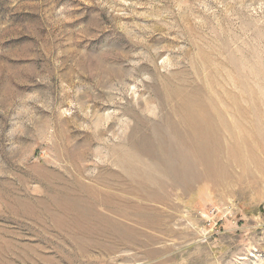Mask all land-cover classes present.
<instances>
[{"label": "rangeland", "instance_id": "374dc122", "mask_svg": "<svg viewBox=\"0 0 264 264\" xmlns=\"http://www.w3.org/2000/svg\"><path fill=\"white\" fill-rule=\"evenodd\" d=\"M0 264H264V0H0Z\"/></svg>", "mask_w": 264, "mask_h": 264}, {"label": "bare ground", "instance_id": "6f19581e", "mask_svg": "<svg viewBox=\"0 0 264 264\" xmlns=\"http://www.w3.org/2000/svg\"><path fill=\"white\" fill-rule=\"evenodd\" d=\"M240 110V109H239ZM236 111H238V109L236 110ZM182 118V117H181ZM180 119V118H179ZM235 120H236V118H234ZM178 120V119H177ZM176 121V120H175ZM179 121V120H178ZM234 122V121H233ZM177 123V122H176ZM210 125V124H209ZM242 126V125H241ZM217 128V127H216ZM224 128V127H223ZM242 128V127H241ZM209 129V128H208ZM214 130V129H213ZM216 130H218V129H216ZM230 130V129H229ZM219 131V130H218ZM207 133V132H206ZM224 133V132H223ZM226 134V133H225ZM224 134V135H225ZM228 136V135H227ZM182 137V136H181ZM214 137V136H213ZM225 137V136H224ZM184 138V137H183ZM211 138V137H210ZM215 138H216V136H215ZM225 139H228V138H225ZM231 139V138H230ZM229 140V139H228ZM233 141V140H232ZM145 142V141H144ZM214 142V141H213ZM231 142V141H230ZM230 142H228L229 144H230ZM211 143V142H210ZM222 143V142H221ZM226 143H227V140H226ZM232 143H235V142H232ZM210 145V144H209ZM208 145V147H210ZM226 145V144H225ZM211 147H212V145H211ZM145 148V147H144ZM205 148V147H204ZM203 148V149H204ZM214 148V147H213ZM146 149V148H145ZM210 149V148H209ZM209 149H207V150H209ZM225 149V148H224ZM205 150V149H204ZM219 150V149H218ZM202 153H203V150H202ZM207 153V152H206ZM197 154V153H196ZM204 154V153H203ZM176 157V156H175ZM198 157V156H197ZM206 157V156H205ZM193 158H194V156H193ZM201 158L203 159V156L201 155ZM218 158H219V156H218ZM198 159V158H197ZM195 160V159H194ZM193 160V161H194ZM202 161V160H201ZM191 162V161H190ZM195 162V161H194ZM200 162V161H199ZM203 162V161H202ZM192 163V162H191ZM180 164V163H179ZM201 164H203V163H201ZM181 166V165H180ZM190 166H191V164H190ZM204 166V165H203ZM143 172V171H142ZM190 172V171H189ZM137 173V172H136ZM175 178V177H174ZM137 179H139V178H137ZM188 180V179H187ZM139 181V180H138ZM140 183V182H139ZM141 184V183H140ZM145 184V183H144ZM157 184V183H156ZM142 186H143V184H142ZM124 203V202H123Z\"/></svg>", "mask_w": 264, "mask_h": 264}]
</instances>
